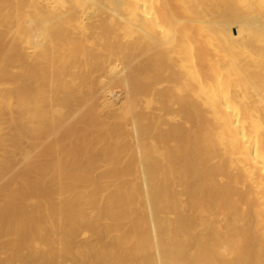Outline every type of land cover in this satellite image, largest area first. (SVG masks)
Masks as SVG:
<instances>
[{"label":"bare ground","instance_id":"6f19581e","mask_svg":"<svg viewBox=\"0 0 264 264\" xmlns=\"http://www.w3.org/2000/svg\"><path fill=\"white\" fill-rule=\"evenodd\" d=\"M0 264H264V0H0Z\"/></svg>","mask_w":264,"mask_h":264}]
</instances>
